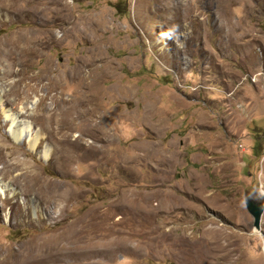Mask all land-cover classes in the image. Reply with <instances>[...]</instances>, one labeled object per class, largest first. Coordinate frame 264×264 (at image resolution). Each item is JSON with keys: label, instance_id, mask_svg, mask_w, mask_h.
I'll return each instance as SVG.
<instances>
[{"label": "rangeland", "instance_id": "rangeland-1", "mask_svg": "<svg viewBox=\"0 0 264 264\" xmlns=\"http://www.w3.org/2000/svg\"><path fill=\"white\" fill-rule=\"evenodd\" d=\"M20 70L59 82L24 96ZM245 191L264 196V0H0V264H264Z\"/></svg>", "mask_w": 264, "mask_h": 264}, {"label": "bare ground", "instance_id": "bare-ground-1", "mask_svg": "<svg viewBox=\"0 0 264 264\" xmlns=\"http://www.w3.org/2000/svg\"><path fill=\"white\" fill-rule=\"evenodd\" d=\"M20 53H21L20 54V57L23 58L24 60L31 59L34 56V54H35V52L28 51V50H22ZM18 76H19V81H21V82L24 83V87H22L21 89H19L18 90V93H21L24 96H28V94L30 92H35V93L40 92L41 89H42V87H43V81L44 80L47 82L48 85L52 86V88H55L56 87L55 85H57L58 82H59V80H53V81H51V79L48 78V73L47 72H42V71L41 72H38V73H35V74H32V75H30V74L29 75H26L24 71H21L20 70L18 72ZM71 76L73 77L74 75H71ZM85 79L86 78L84 76H82V80H85ZM30 84H32V85H30ZM81 88H83L84 91H85V92H83L82 102L81 103L82 104H88L89 102L92 101V96L90 94V86H89V84L87 82H83L82 81V87ZM55 95H52L51 96V99L54 100V101L56 99V96ZM43 101H44V97L41 96L40 99H39V102L41 103ZM65 112H67V111H65ZM14 114L17 115V116H19L20 113L18 111H16ZM5 118H8L7 120H9V127L6 130V133L9 135V137L15 143H20L21 141H26L27 142V148L29 150H33L35 148V146H36L37 141H36V139H32V138L30 139L29 138V135H30V125L28 123H24V124L22 123L20 125V122L17 120V118L15 116L14 117L11 116V114L10 115H5ZM62 123H63V125L66 128H68V126H69V120L68 121L67 120H63ZM74 123H76V122H74ZM66 150H68V149L66 148ZM69 153H68V155H69ZM68 155H67V158H69ZM47 156H48L47 155V151L44 150L42 152V154H41V159L43 161H45L47 159Z\"/></svg>", "mask_w": 264, "mask_h": 264}, {"label": "water", "instance_id": "water-1", "mask_svg": "<svg viewBox=\"0 0 264 264\" xmlns=\"http://www.w3.org/2000/svg\"><path fill=\"white\" fill-rule=\"evenodd\" d=\"M243 202L246 211L253 219V228L258 230L260 218L264 210V196L259 191H245Z\"/></svg>", "mask_w": 264, "mask_h": 264}, {"label": "trees", "instance_id": "trees-1", "mask_svg": "<svg viewBox=\"0 0 264 264\" xmlns=\"http://www.w3.org/2000/svg\"><path fill=\"white\" fill-rule=\"evenodd\" d=\"M115 9H116V14H117L118 16H120V15L122 14V12L120 11V9H118L117 7H115Z\"/></svg>", "mask_w": 264, "mask_h": 264}]
</instances>
